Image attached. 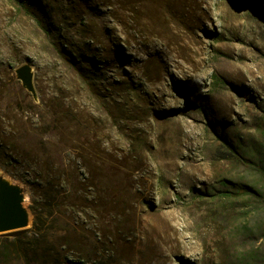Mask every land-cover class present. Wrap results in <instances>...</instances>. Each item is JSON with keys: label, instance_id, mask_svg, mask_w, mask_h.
<instances>
[{"label": "rangeland", "instance_id": "1", "mask_svg": "<svg viewBox=\"0 0 264 264\" xmlns=\"http://www.w3.org/2000/svg\"><path fill=\"white\" fill-rule=\"evenodd\" d=\"M252 2L0 0V128L33 125L30 109L55 124L63 112L61 123L86 126L81 138L111 163L109 214L85 209L74 217L102 256L85 264H264L256 201L215 196L238 183L264 192V175L245 161L264 166V0ZM64 56L84 69L88 87ZM23 65L27 78L17 71ZM5 136L0 141L18 147L40 141ZM68 156L83 181L80 160ZM0 175L18 185L28 212L24 228L0 236L30 235L34 190L1 168ZM85 187L79 194L89 201ZM60 234L49 232L53 251L77 255ZM90 249L79 248L83 261Z\"/></svg>", "mask_w": 264, "mask_h": 264}, {"label": "trees", "instance_id": "2", "mask_svg": "<svg viewBox=\"0 0 264 264\" xmlns=\"http://www.w3.org/2000/svg\"><path fill=\"white\" fill-rule=\"evenodd\" d=\"M246 3L253 7L252 0H246ZM19 6L20 9L26 7L22 1ZM64 59L76 78L88 87L89 78L84 69L73 58L64 56ZM91 90L93 91L92 88ZM94 94L97 96V93ZM191 98L194 103L201 105L200 97ZM29 112L35 118L33 125L22 123L19 127L11 126L9 131L0 128L2 139H7L5 135L11 132H15L19 136L30 133L40 136L39 145L27 143L18 147L14 143L0 141V168L19 180H23L24 183L30 182L32 190H34V197L29 206L33 214L30 235L24 231V233H17L10 238L0 236V264H11L15 255L19 256L24 264H39L34 260L33 254L37 256L42 254L48 258L56 257V261L60 264H85L88 262V258H92V260L101 258L96 243H90V237L87 239L83 237L75 225L74 217L78 212L87 215L85 209L90 210L100 219H104L109 214L111 185L108 180L112 168L111 163L99 156V152L102 153V150L92 145L88 139L81 138L86 129L83 124L79 122L71 125L69 123L62 124L61 119L67 117L63 112L58 117L60 123L56 124L47 120L46 114L48 113L37 109H30ZM50 113L54 115L57 112L50 111ZM89 132V128H87V133L89 134ZM227 152L231 156L234 155L232 150H227ZM68 155H75L80 160L82 171L79 173H81L83 181L78 180L76 174L78 170ZM65 160L67 161L65 162ZM245 161L264 175V166L254 164L248 159ZM88 179L90 181L86 182ZM87 184L91 187L89 201L86 198L82 199L79 194V191L85 190ZM215 196L229 202L236 201L240 197H245L248 201L255 200L259 211L264 214V192L260 193L247 184H235L233 189L225 186V189L217 190ZM51 230L61 232L58 237L61 243L64 245L74 244L78 254L69 257L61 251L58 253L53 251V243L48 238ZM99 230L102 239H104V225L99 227ZM24 238H28V240L24 241ZM40 241L45 243L40 251L37 247H29V244ZM88 241L91 249L88 257L83 261L84 257L79 248L89 245Z\"/></svg>", "mask_w": 264, "mask_h": 264}, {"label": "water", "instance_id": "3", "mask_svg": "<svg viewBox=\"0 0 264 264\" xmlns=\"http://www.w3.org/2000/svg\"><path fill=\"white\" fill-rule=\"evenodd\" d=\"M17 71L24 78L30 75L26 65ZM5 177L0 175V233L21 229L28 224V212L22 205L24 195L18 185Z\"/></svg>", "mask_w": 264, "mask_h": 264}, {"label": "bare ground", "instance_id": "4", "mask_svg": "<svg viewBox=\"0 0 264 264\" xmlns=\"http://www.w3.org/2000/svg\"><path fill=\"white\" fill-rule=\"evenodd\" d=\"M29 86H30V85H29ZM157 87H158V86H157ZM4 179H5V180H8V181L11 182V180H9L7 177H5ZM13 183H14V182H13ZM24 200H26V197L23 198V201H24ZM23 201H22V202H23Z\"/></svg>", "mask_w": 264, "mask_h": 264}]
</instances>
